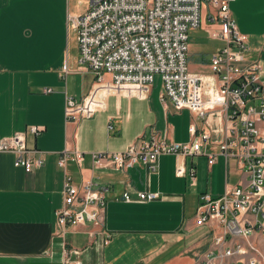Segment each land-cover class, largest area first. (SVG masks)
<instances>
[{"label": "crops", "instance_id": "crops-1", "mask_svg": "<svg viewBox=\"0 0 264 264\" xmlns=\"http://www.w3.org/2000/svg\"><path fill=\"white\" fill-rule=\"evenodd\" d=\"M90 4L0 0V141L26 131L28 146L40 149L44 159L27 172L15 166L13 153H0V264H194L210 248L215 232L198 221L200 195H220L244 182L243 169L237 158H226L212 143L204 145V153L163 154L155 170L144 164L126 170L93 166L90 152L124 150L152 134L189 142L192 124L208 127L190 110H177L171 101L165 105L162 84L143 99L113 94L105 110L67 120L66 97L81 99L95 80L94 73L81 68L77 32L69 27V15L85 12ZM230 7L248 36L245 62L260 61L264 79V0H233ZM214 10L204 2L201 25L190 30V49L195 44L204 50L197 56L198 68L188 61L192 72L210 73L212 54L224 46L210 34L216 26L210 20ZM209 40L217 43L212 46ZM210 120L219 126L217 113ZM32 126L42 130L35 135ZM217 137H223L221 131ZM66 148L85 153L80 164L67 165L77 184L92 179L108 187L107 244L101 234L90 235L96 226L58 224L55 211L64 205L65 178L58 157ZM213 153L216 161L209 164ZM178 165L185 169L181 175ZM140 192L158 197L141 200Z\"/></svg>", "mask_w": 264, "mask_h": 264}, {"label": "built area", "instance_id": "built-area-1", "mask_svg": "<svg viewBox=\"0 0 264 264\" xmlns=\"http://www.w3.org/2000/svg\"><path fill=\"white\" fill-rule=\"evenodd\" d=\"M233 0H91L81 14L69 15V27L77 32L81 68L95 74L90 90L76 99L66 97L69 121L90 118L108 106L113 94L143 99L159 74L166 105L188 109L201 118L207 129L192 124L189 142H169L152 134L124 150L90 152L95 168L126 170L144 164L155 170L163 154L181 156L204 153L207 143L216 144L226 158L239 160L245 181L220 195H200L198 221L215 229L210 248L194 264H264V253L251 236L264 238V79L263 65L245 62L248 36L232 15ZM211 4L210 34L224 42L210 59V73L192 72L188 63L189 31L201 25L202 5ZM245 62V63H244ZM46 91H52L48 88ZM217 113L218 124L211 123ZM42 129L32 126L37 135ZM221 131L223 137H217ZM15 155V166L30 172L44 163L42 151L29 147L27 132L18 131L0 141V153ZM85 153L66 148L58 157L65 174L64 205L55 211L62 227L96 226L90 235L105 233L108 187L90 179L77 184L67 165L80 164ZM209 155V164L216 161ZM185 171L178 165L177 174ZM128 198V195H124ZM141 200H154L155 192H140ZM77 264H82L80 261Z\"/></svg>", "mask_w": 264, "mask_h": 264}, {"label": "rangeland", "instance_id": "rangeland-1", "mask_svg": "<svg viewBox=\"0 0 264 264\" xmlns=\"http://www.w3.org/2000/svg\"><path fill=\"white\" fill-rule=\"evenodd\" d=\"M191 32L192 31H190L189 34H191ZM207 41L208 40H206V42ZM209 42L211 43L212 46L215 43H217L214 40H209ZM202 47L203 46L193 44V47L191 49L189 48L188 61L190 63V60H191L190 67H192V69H195L196 66H197V68L200 66V65L196 64L197 63L196 59H197V56L200 54L199 52L200 51H204V50H199V48L202 49ZM208 47L209 46L206 45L205 49L208 48ZM205 54L208 55L207 53H205ZM193 65H196V66H193ZM160 84H162L161 76L159 74H156L154 85L156 86V85H160ZM250 241H254L256 243L257 247L264 253V238H260V237L258 238V236H254L253 235V236L250 237Z\"/></svg>", "mask_w": 264, "mask_h": 264}]
</instances>
